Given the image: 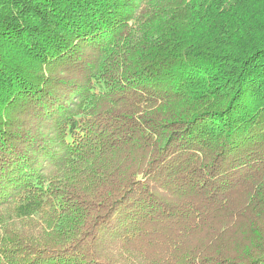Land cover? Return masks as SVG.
I'll return each instance as SVG.
<instances>
[{"label":"trees","instance_id":"16d2710c","mask_svg":"<svg viewBox=\"0 0 264 264\" xmlns=\"http://www.w3.org/2000/svg\"><path fill=\"white\" fill-rule=\"evenodd\" d=\"M0 264H264V0H0Z\"/></svg>","mask_w":264,"mask_h":264}]
</instances>
